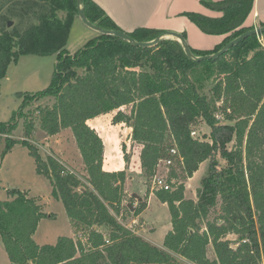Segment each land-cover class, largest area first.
<instances>
[{
  "label": "trees",
  "instance_id": "1",
  "mask_svg": "<svg viewBox=\"0 0 264 264\" xmlns=\"http://www.w3.org/2000/svg\"><path fill=\"white\" fill-rule=\"evenodd\" d=\"M16 1L3 3H15L8 8L9 16L0 14V83L9 65L22 56L55 55L56 63L47 88L35 94H15L20 101L17 110L9 122H0V135L6 136L2 157L17 143L28 150L36 174L47 180L51 197L62 203L76 237L61 236L54 245L36 244L33 236L39 222L54 215L43 212L39 198L8 189V199L0 201V241L10 264H258L261 256L264 262L261 35L248 36L217 59L199 63L190 61L173 39L144 49L99 35L70 55L65 46L78 18L76 0H41L46 14L40 16L33 8L37 0H23L24 6L35 12L29 14V24L22 31L15 26L9 28L13 18L23 21L25 9L15 10ZM199 3L220 15H179L203 34L224 39L211 50L191 48L195 56L213 54L254 29L244 26L254 0ZM82 9L92 24L122 31L92 0H82ZM163 33L138 27L127 34L135 41L147 42ZM182 35L186 39V34ZM198 70L200 74L195 75ZM206 76L214 77L208 93ZM45 99L52 100V105L30 109ZM220 109L225 123L216 118ZM113 111L111 124H125L129 127L128 139L141 144L140 171L148 182L155 176L158 162L172 158V148L182 158V165L180 174L170 172L169 181L192 178L199 166L210 160L196 190V201L185 198L182 182L172 183L170 191L153 192L170 214L171 230L162 248L122 225L113 215L119 214L125 197V171L104 170L103 141L87 123ZM200 121L210 128L208 140L191 136ZM20 127L21 139L12 138ZM67 128L81 156L84 174L53 154L42 157L38 146L30 143L35 131L50 137ZM122 148L125 150L124 145ZM218 158L224 166L220 167ZM135 198L138 206L133 207L131 201L128 210L138 216L146 209L148 196L144 200ZM102 227H106L107 234ZM229 234L236 236L235 249L226 240ZM210 248L213 257L208 255Z\"/></svg>",
  "mask_w": 264,
  "mask_h": 264
},
{
  "label": "rangeland",
  "instance_id": "2",
  "mask_svg": "<svg viewBox=\"0 0 264 264\" xmlns=\"http://www.w3.org/2000/svg\"><path fill=\"white\" fill-rule=\"evenodd\" d=\"M7 0H0V14L9 16L8 8L13 4H6ZM9 1V0H8ZM214 1V0H213ZM4 3V4H3ZM14 6L15 10L23 11V21L19 18H13L11 27L15 26L19 31L24 30L29 24V14L35 11H31L28 7H25L23 0L16 1ZM18 3L22 4L19 5ZM33 5L36 10V16L40 14H46L43 2L37 0ZM3 6V7H1ZM184 7H192L191 4H183ZM31 11V12H30ZM196 12V11H195ZM218 13V12H217ZM220 14V13H219ZM26 20L24 21V19ZM192 24V23H191ZM192 27L197 31L196 27ZM199 34H202L200 31ZM98 33L86 27L78 18L73 24L68 40L65 46L66 51L73 55L79 49L83 48L85 41L93 38H97ZM264 43V33L261 34ZM193 39V38H192ZM261 40V39H260ZM203 45H206L205 40H200ZM262 41V40H261ZM264 48V47H263ZM56 63V56H24L17 61L16 64H11L7 71L8 79L2 80L0 90V122H9L13 116L14 111L17 110L20 101L15 97L16 93H29L35 94L47 88L51 82V77L54 72ZM200 74V70L195 75ZM194 75V76H195ZM212 76L205 77V91L209 92L210 87L214 85ZM52 100H42L35 106H51ZM220 108L221 103L217 104ZM123 110L128 111L129 108ZM220 109L217 115L219 120L225 123L224 115ZM115 114L113 111L111 114L90 119L88 125L96 131V133L102 138L104 144V154L106 157V163L104 164V170H122L127 165L130 170V175L133 177L132 185L128 192H125L124 200L121 204L119 214L113 213L118 222L127 228L137 233H147L150 235L151 240L162 245V236L166 233V228L171 226L170 214L167 206L162 205L160 202H149L148 209L146 210L144 217L134 216L132 211L128 210V204L132 201V206H138V202L135 198L140 197L142 200L150 192H155L158 189H152L151 182H148L143 177L140 171L139 165V152L141 144L128 139L129 127L123 125L111 124V118ZM193 131L195 135L193 138L199 140H208L210 134V128L202 121L198 122ZM21 127L11 136L14 139H21ZM5 137L0 135V201L8 199L6 191L8 189H18L22 192H26L29 197L39 198L43 207V212L46 214H53L54 218L42 219L37 227V230L33 236L34 241L38 245H54L57 239L61 236L70 237L72 235V228L69 224L67 215L60 201L51 197V187L47 180L36 174L32 157H30L28 150L20 143L15 144L12 149L2 157V152L5 147ZM30 143L38 146L39 152L42 157H46L49 154H53L55 157L60 158L73 167H80L82 165L81 156L75 145L72 132L69 128L62 129L57 135L47 137L43 133L35 131L30 137ZM125 146L123 150L122 146ZM233 143L228 145L230 149ZM124 154H127V160L124 159ZM220 167L225 165V162L218 158ZM210 160L203 162L197 172H195L192 178L183 180L181 177L172 178L174 185H178L181 182L185 186V198L196 201V190L200 187L201 179L206 175ZM73 169V168H72ZM75 170V169H73ZM173 171L176 174H180L181 168L177 161L168 169H162L160 174L167 178L170 176V172ZM79 174V173H78ZM172 185L171 187L173 188ZM126 190V189H125ZM140 194L134 195L133 193ZM209 216V219L215 216L214 213L218 211V207L214 209ZM135 221V222H133ZM101 231L107 234L106 227H102ZM154 231V232H153ZM74 238L76 237L75 234ZM138 235V234H137ZM226 240L231 242L232 248H236V236L229 234ZM212 249H209L208 255L213 257ZM178 261H183L177 257ZM186 264H190L184 261ZM0 264H10L7 255L3 249L0 241Z\"/></svg>",
  "mask_w": 264,
  "mask_h": 264
},
{
  "label": "crops",
  "instance_id": "3",
  "mask_svg": "<svg viewBox=\"0 0 264 264\" xmlns=\"http://www.w3.org/2000/svg\"><path fill=\"white\" fill-rule=\"evenodd\" d=\"M92 1L95 2L97 5H99L104 10V12L114 21V23L125 33H130L138 27L154 28L157 30H163L165 32H176L181 34L185 33L186 40L189 46L193 49H198V50H211L215 47V45L219 44L224 39V36L205 35L202 32H201L202 34H199V32H197L199 30L196 31L192 27L193 24H191V22L186 17L179 15L183 12H195V11L210 17H216L220 15L217 12L210 11L205 7H203L199 3V0H92ZM214 1H218V0H214ZM186 3L191 4L192 7H190L189 9L188 7H184L183 4ZM259 23H264V0H254L252 10L249 13L248 17L246 18L244 22V26L253 27L254 29H256V28H260ZM89 38H93V37H89ZM198 39L205 40V42H207L206 45H203L201 41H198ZM258 39L262 47H264L262 36H259ZM88 40H86L85 43ZM6 79H8V76L4 78V80ZM0 90H1V83H0ZM104 151H103V168H104V164L106 163V157ZM60 160L65 164H67L69 168L71 169L73 168L76 170V172L78 171L80 174H84L83 165L76 168L69 165L64 160L62 159ZM122 170L125 171V175H126L125 192H128L127 189H130V186L132 185L131 182L133 181V177L130 175L131 173L127 165ZM110 171H117V170H110ZM133 194L141 196L140 194L137 193H133ZM147 196H148L147 207L139 215V217H144V214L148 209L149 202L152 201V199L158 201L153 192H150ZM162 205L166 206V204H162ZM166 230H167L166 233L170 231L171 226L170 228L167 227ZM166 233H164V235L162 236V244ZM137 234L143 239L150 242L151 244L159 248H162L161 244H158L153 240H151L150 235L152 234V232H150L149 234L147 233H142V234L137 233ZM70 237L74 238L73 231Z\"/></svg>",
  "mask_w": 264,
  "mask_h": 264
},
{
  "label": "water",
  "instance_id": "4",
  "mask_svg": "<svg viewBox=\"0 0 264 264\" xmlns=\"http://www.w3.org/2000/svg\"><path fill=\"white\" fill-rule=\"evenodd\" d=\"M76 2H77L76 3V8H77L78 19L86 27H88L89 29H91L94 32L98 33L99 35L116 37V38H119V39L127 42L128 44H130L133 47L144 48V49L145 48L155 47L157 44H159L160 42H162L165 39H173V40H176V41H178L180 43V45H181L185 55L187 56V58L190 61L195 62V63H199V62L207 61V60H215L218 57H220L223 54H225L232 47L236 46L241 41L246 39L248 36L261 35V34L264 33V27L256 28V29H253L252 31L243 33L240 36L236 37L235 39L230 41L228 44H226L224 47H222L219 51H217V52H215L213 54L205 55V56H195L192 53L191 47L187 43V40L185 39V37L181 33L165 32V33H163L161 35H158L156 38H154L151 41L138 42V41H135L134 39H132L127 33L123 32V31L104 30V29L98 27L97 25L92 24L91 22H89L87 20V18L85 17V15L83 13L82 0H76ZM9 26H10V24H9Z\"/></svg>",
  "mask_w": 264,
  "mask_h": 264
},
{
  "label": "built area",
  "instance_id": "5",
  "mask_svg": "<svg viewBox=\"0 0 264 264\" xmlns=\"http://www.w3.org/2000/svg\"><path fill=\"white\" fill-rule=\"evenodd\" d=\"M216 118L219 119V116L216 115ZM195 132L192 131L191 132V136L194 137ZM170 156L172 158L167 159V160H160L157 164L156 167V173L155 176H153L152 180H151V186L152 189H163V190H172L173 188L171 187V184L173 183L171 179L169 181V178H164L161 174L160 171L164 168L168 169L170 168V166H172L174 164L175 161L178 162L179 165H182V158L180 157V155L177 153L175 148L170 149L169 151ZM80 237V236H79ZM258 264H264L263 262V256H261V259L259 260Z\"/></svg>",
  "mask_w": 264,
  "mask_h": 264
}]
</instances>
